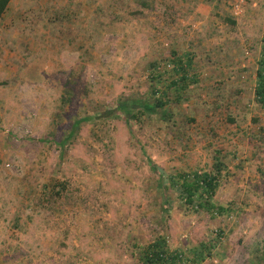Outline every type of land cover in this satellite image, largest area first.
Masks as SVG:
<instances>
[{
    "label": "rangeland",
    "instance_id": "1",
    "mask_svg": "<svg viewBox=\"0 0 264 264\" xmlns=\"http://www.w3.org/2000/svg\"><path fill=\"white\" fill-rule=\"evenodd\" d=\"M196 1H12L0 19V264H143L159 239L182 264L202 245L201 264H264V0L238 17V0H199L213 23ZM180 59L188 81L173 86ZM228 61L237 74L224 78ZM128 100L166 105L105 116ZM216 157L223 215L170 184L214 172Z\"/></svg>",
    "mask_w": 264,
    "mask_h": 264
},
{
    "label": "trees",
    "instance_id": "2",
    "mask_svg": "<svg viewBox=\"0 0 264 264\" xmlns=\"http://www.w3.org/2000/svg\"><path fill=\"white\" fill-rule=\"evenodd\" d=\"M10 0H0V18L6 11V8ZM189 60L188 64L191 62V58L187 57ZM182 59L179 60V65H177V75L182 73L180 82H173V86H179V83L188 81V71L185 68V64H182ZM190 66V64H189ZM188 66V67H189ZM180 72V73H179ZM257 83L255 88V99L257 104L264 109V45L262 49L261 59L258 64L257 69ZM154 79V78H153ZM157 80V79H154ZM165 102L158 100L155 104H151L145 101L138 100H128L125 102H120L117 107V110L111 112H106L105 116H115V112H122L127 120H137L139 115L143 113H155L159 109L165 107ZM104 116V115H102ZM88 120V119H85ZM83 120V121H85ZM81 121H78L74 124L72 132L69 137H72L75 130L79 127ZM67 138V139H68ZM66 141L62 142L64 145ZM224 163L220 160L219 157H216L214 164V172H196L192 175L189 174H180L178 176H172L170 178V184L173 188H176L181 196L182 200L188 207H191L195 211H206L212 214L223 215L229 212L225 207L217 205L213 202V198L216 196V193L220 187V177L224 170ZM152 169L155 171L157 168L152 166ZM162 186L164 183V178H160ZM211 247L202 245L199 249L193 251L194 264H201L203 261L210 256ZM184 254L175 252L169 253L167 248V242L164 239H159L151 244L144 252L142 260L143 264H182Z\"/></svg>",
    "mask_w": 264,
    "mask_h": 264
},
{
    "label": "crops",
    "instance_id": "3",
    "mask_svg": "<svg viewBox=\"0 0 264 264\" xmlns=\"http://www.w3.org/2000/svg\"><path fill=\"white\" fill-rule=\"evenodd\" d=\"M12 1L13 0H10V2H9V4H8V6H7V8H6V11L4 12V14L2 15V17L5 15V13L7 12V10H8V8L10 7V5H11V3H12ZM214 7H211V6H208V5H205L202 1H199V0H197L196 1V3H194V5H193V9H194V13H196V14H201L202 15V22L204 21H206L207 23H213L212 21H211V19H213V18H215V16L213 17V15H212V9H213ZM1 17V18H2ZM0 18V19H1ZM201 24H204V23H201ZM232 24H235V22H233L232 21ZM215 36H216V34H215V29H212V31H209V35L207 36L208 38H210V39H214L215 38ZM227 39H225L224 38V41H226ZM221 41V40H220ZM233 42V41H232ZM232 42H230V44H227V48L226 49H228L229 48V46H230V49L231 50H235V49H233L234 47L232 46L233 44H232ZM261 49H263V47H261ZM262 53V52H261ZM187 57H191V56H187ZM235 65V63H233V62H231V61H228V63H226V62H224V65H225V70H221V72H222V76L224 77V78H228V77H230L231 75H233V74H237V71L234 69V68H230L229 66H232V65ZM0 72H2L1 71V69H0ZM1 75V74H0ZM3 75V74H2ZM5 76V75H4ZM238 76L239 75H237V78H238ZM2 81V84H6L3 80L4 79H1ZM238 80V79H237Z\"/></svg>",
    "mask_w": 264,
    "mask_h": 264
},
{
    "label": "built area",
    "instance_id": "4",
    "mask_svg": "<svg viewBox=\"0 0 264 264\" xmlns=\"http://www.w3.org/2000/svg\"><path fill=\"white\" fill-rule=\"evenodd\" d=\"M214 2H219V0H212ZM244 0H238L235 3L231 4L230 8H231V13L234 16H240L242 13V3ZM170 66V65H169ZM158 71L161 70V67H157L156 68Z\"/></svg>",
    "mask_w": 264,
    "mask_h": 264
}]
</instances>
